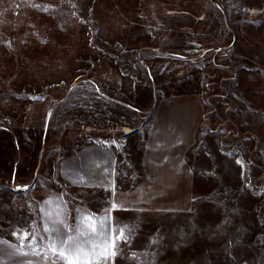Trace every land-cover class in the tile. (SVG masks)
Instances as JSON below:
<instances>
[{
    "label": "rangeland",
    "instance_id": "obj_1",
    "mask_svg": "<svg viewBox=\"0 0 264 264\" xmlns=\"http://www.w3.org/2000/svg\"><path fill=\"white\" fill-rule=\"evenodd\" d=\"M192 92V208L126 222L118 264H264V0H0V234L39 251L58 161Z\"/></svg>",
    "mask_w": 264,
    "mask_h": 264
},
{
    "label": "crops",
    "instance_id": "obj_2",
    "mask_svg": "<svg viewBox=\"0 0 264 264\" xmlns=\"http://www.w3.org/2000/svg\"><path fill=\"white\" fill-rule=\"evenodd\" d=\"M140 115V125L120 139L116 134L87 142L58 161L62 188L34 206L44 251L0 234V264H68L47 247L53 240L76 264H118L126 222L191 210L194 170L188 156L203 120L202 96L161 95ZM114 201L121 207L112 209ZM114 236L115 256L95 258L105 247L111 252Z\"/></svg>",
    "mask_w": 264,
    "mask_h": 264
},
{
    "label": "snow or ice",
    "instance_id": "obj_3",
    "mask_svg": "<svg viewBox=\"0 0 264 264\" xmlns=\"http://www.w3.org/2000/svg\"><path fill=\"white\" fill-rule=\"evenodd\" d=\"M114 143V141H113ZM21 185H18V187H20ZM23 187H27V185H22ZM121 207L120 205H118L115 201L111 204V208L112 209H117ZM88 219H91V217L89 216ZM45 229L47 230L48 229V225L45 224ZM122 233H123V230H121V238H122ZM13 235H28L27 232H22V233H16L14 232ZM115 241H116V237L114 236L113 238V241H112V250L111 252H109V250L107 249V247H105L103 250L100 251V253L98 254L97 257L95 258H99V257H104V258H107L109 257L110 255L111 256H115ZM23 243V241H21ZM31 243V241H30ZM47 243V242H46ZM39 248V251H44L43 248H40L39 246H37ZM47 247L50 249V251L56 255L58 253V255H56V258L57 259H67L68 260V264H76V260L73 259L71 256H69V254L67 253V251H65V249L60 245L58 244L55 240H53L52 243H48L47 244ZM37 254H39V252H37ZM134 255V254H133ZM45 256H47V252H45ZM28 264H31V262H28Z\"/></svg>",
    "mask_w": 264,
    "mask_h": 264
},
{
    "label": "water",
    "instance_id": "obj_4",
    "mask_svg": "<svg viewBox=\"0 0 264 264\" xmlns=\"http://www.w3.org/2000/svg\"><path fill=\"white\" fill-rule=\"evenodd\" d=\"M47 123V122H46ZM45 126H46V124H45Z\"/></svg>",
    "mask_w": 264,
    "mask_h": 264
}]
</instances>
